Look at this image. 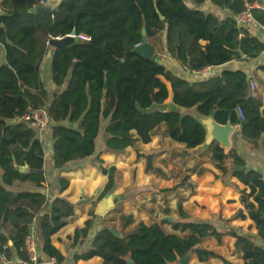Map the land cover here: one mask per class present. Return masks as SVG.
I'll return each mask as SVG.
<instances>
[{"label": "trees", "instance_id": "trees-1", "mask_svg": "<svg viewBox=\"0 0 264 264\" xmlns=\"http://www.w3.org/2000/svg\"><path fill=\"white\" fill-rule=\"evenodd\" d=\"M205 1L60 0L50 12L37 13L41 0H0V45L5 51L0 63L1 252L26 258L24 243L35 225L41 262L54 258L56 264H63L66 257L53 245L52 237L75 216V205L67 198L56 197L49 202L42 192L47 182L46 175L40 173L45 167V146L37 128L22 119L29 107H45L48 111L56 172L91 159V164L108 177L100 199L112 193L123 178L115 166H105L104 152L119 153L131 147L139 159H145V173L167 177L163 168L155 166V156L143 153L139 147L151 143L152 137L162 134L165 128L174 142L184 145L180 155L191 157L189 150L204 143L206 130L182 109L196 108L204 116L216 111L218 123L230 122L240 134L228 150L213 143L198 155L201 159L209 156L217 173L204 167L205 162L189 171L198 177L212 172L224 186L236 189L258 237L264 241V178L247 167L245 157L234 147L242 141L252 152H264L262 99L252 95L249 75L244 70L223 69L206 78L194 73L245 56L257 57L264 51L259 36L264 35V12L254 10V20L246 26L239 27L235 21V16L245 11L246 3L264 4V0H208L232 13L226 19L194 7ZM73 30L87 34L91 40L58 49L49 46L51 38L68 36ZM143 31L151 45L182 65L188 75L175 74L162 58L156 61L158 54L147 60L135 53L136 46L143 42ZM47 55L51 56L53 91L41 75ZM237 107L243 110L244 120L239 118ZM102 133L104 143L100 148ZM25 166L34 171H21ZM233 178L246 188L239 189ZM189 180L187 176L182 183L163 191L172 192L185 185L194 188ZM207 182L210 180L200 181L196 199L210 210H218L214 195L223 189L220 183L211 186ZM17 183H28L30 188L9 190ZM69 186L66 177L54 181L60 194ZM222 196L226 201L238 194L227 188ZM183 201L181 198L177 208L179 218L171 223L140 222L134 233L121 238L103 227L89 248L75 256V262L101 257L103 264H130L129 260L131 264H176L192 252L202 263L219 258L231 264L207 249L204 242L215 239L222 244L232 237L245 264H264V247L250 232L232 224L247 218L243 210L231 219L221 214L201 219L186 210ZM91 216H95L94 211ZM131 223L133 217L127 225ZM164 224H170L175 232H168ZM91 226L92 220L86 221L82 229L75 231L74 241L85 239Z\"/></svg>", "mask_w": 264, "mask_h": 264}, {"label": "crops", "instance_id": "crops-1", "mask_svg": "<svg viewBox=\"0 0 264 264\" xmlns=\"http://www.w3.org/2000/svg\"><path fill=\"white\" fill-rule=\"evenodd\" d=\"M59 1L60 0H48L44 7L52 9V6H56ZM194 7L206 13L216 14L221 19L233 16L228 9L213 5L208 0L202 5H194ZM259 36L264 41V35L261 33ZM202 44H205V42H202ZM4 52L3 46L0 45V63L4 61ZM156 54L162 58L168 69L175 74L188 75L185 68L167 53L162 54L156 49ZM50 61L51 56L47 55L42 63L41 75L42 80L49 87V90L53 91L54 86L51 87ZM263 66L264 51L257 57L245 56L240 60L232 61L223 66L215 68L210 67V71L206 76H197L206 78L213 74H219L223 69L244 70L249 75V79L257 83L255 96L252 92L251 93L254 97L259 96L262 99L261 113L264 116ZM169 102L170 100H167V103ZM195 110L196 108L182 109L181 112L194 115ZM234 127L235 131H238V127ZM161 133L162 134L154 135L151 143L141 145L139 148L143 153L155 156V166L163 168L167 177L157 176L153 173H145V159H139L136 151L131 147L119 153H103L102 159L104 160L105 166H115L123 174L121 184L117 185L115 190L108 194L116 198L117 203L104 215H96L95 209L104 198L100 199L103 189L108 183V177L102 175L98 169L91 164V159L69 165V168H74L66 170L65 172H56L53 167L52 145L54 141L52 140L50 131L47 130L43 134H39L41 141L44 144L45 142L48 143L49 150L48 155H46L47 149L45 150L44 174L47 177V182L43 183L42 192L47 196L49 202H52L56 197H61L67 198L75 205V216L69 219V224L66 227L52 237L53 245L66 257L63 264H103V259L101 257H94L90 260H80L77 263L74 258L76 255L85 252L89 248L96 233L103 227H109L110 229L114 228L124 236L134 233L140 222L146 225H152L154 223H162L166 221V218H171L169 222H173L175 219L179 218L177 208L181 198L185 199V201H183L184 208L192 212L195 217L201 219H210L212 214H221L224 219H231L239 210H243L247 218L245 220H234L232 224L244 232H250L256 238V242L264 247V241L258 237L255 223L248 217L247 211L240 201V193L233 187L224 186L220 180L215 179L212 172H205L201 177H198L196 174H192L189 171L191 168H200L201 162H205L203 164L204 167L217 173L218 171L210 162V157L205 156L202 159L199 158L198 155L200 150L196 148L189 150L191 157L184 158L180 155V152L184 150V145L174 142L170 136L165 133V128L161 129ZM232 136L233 134L231 138ZM233 143L234 141L231 139V146ZM234 147L245 157L247 167L259 171L264 178V152L261 149H259V152H252L242 141L236 142ZM101 150H103V148ZM20 170L23 171V169ZM187 176H190L189 183L193 182L195 184L194 188L185 185L172 192L163 191L166 188L172 189L174 186L182 183ZM61 177H66L70 181V186L60 194L58 189L54 187V181ZM202 179H209L210 182H207V184L211 186L220 183L223 190L221 193L214 195L215 198L218 199V210H210L206 204L196 199V196L200 192V181ZM232 182L241 190L246 188V186L236 178H233ZM27 188H30L28 183H17L15 186L10 187L9 190L16 192ZM227 188L238 194V197L228 198L225 201L222 194ZM192 190L194 192H192ZM186 203H189L191 206H186ZM203 208H207L208 210ZM167 210H169V212H167ZM93 211L95 216H91ZM130 217H133V223L127 225ZM88 220H92V226L88 236L85 239L81 237L75 242L73 239L75 231L77 229H82ZM164 227L170 233L175 232L170 224H164ZM235 243L236 239L227 237L223 240L222 244H219L215 239L206 240L204 246L231 264H245L242 254L235 248ZM198 262L199 264H225L224 261L219 258H212L205 263L199 260ZM42 263L56 264V260L52 258Z\"/></svg>", "mask_w": 264, "mask_h": 264}, {"label": "water", "instance_id": "water-1", "mask_svg": "<svg viewBox=\"0 0 264 264\" xmlns=\"http://www.w3.org/2000/svg\"><path fill=\"white\" fill-rule=\"evenodd\" d=\"M51 8H45L44 6H37L35 11L38 12H50ZM3 14V10L0 8V15ZM77 32L76 30H73V32L65 37L62 38H51L48 42L49 46L52 49H58V48H64L71 46L73 44L79 43V40L76 39ZM141 46L134 49L135 53H138L142 57H144L147 60H151L154 58L156 54V47L151 45L148 42L146 31H143V40H142ZM55 54V51L52 52ZM160 57H156V61H159ZM107 87V84H106ZM191 115V114H187ZM216 111H213L210 116H204L198 113L197 109L195 110L194 115H191L195 117L204 127L206 130V138L204 143L197 147L200 152H204L207 150V148L213 144L218 143L222 145L224 148L229 149L231 146V139L237 140L240 131H235L234 125H232L230 122L227 124H220L215 119ZM235 131V133H234ZM233 134L232 138L231 135ZM196 149V148H195ZM24 172L31 171L33 172V169H30L28 166H25L23 168ZM41 174H44V170L40 171ZM117 203V199L114 197H111L110 195H105L104 198L101 200V202L98 204V206L95 209L96 215H104L106 212H108L115 204ZM166 221H171V218H166ZM111 233H113L116 237L121 238L122 235L120 232L115 230L114 228L110 229ZM193 255L192 252H189L186 256L179 259L176 263L179 264H189V258ZM129 263H132V260H129Z\"/></svg>", "mask_w": 264, "mask_h": 264}, {"label": "built area", "instance_id": "built-area-1", "mask_svg": "<svg viewBox=\"0 0 264 264\" xmlns=\"http://www.w3.org/2000/svg\"><path fill=\"white\" fill-rule=\"evenodd\" d=\"M48 0H41L38 6H45ZM260 9L264 12V4L260 3H246V9L242 13L235 16L236 24L239 27L246 26L249 22L254 20L253 11ZM76 39L79 42L90 41L91 38L87 34H77ZM141 46L138 44L136 47ZM210 71V67H206L199 71H194L196 75L206 76ZM250 90L255 96L257 91V83L253 80L249 82ZM237 113L240 119L244 120L245 116L241 107H237ZM22 119L26 122L32 123L38 130L39 134H43L48 130L50 117L45 107L33 108L29 107L24 113ZM24 248L26 251V258H20L15 255L9 256L5 252L0 251V264H43L39 257V238L35 228L32 225L30 235L27 237Z\"/></svg>", "mask_w": 264, "mask_h": 264}, {"label": "rangeland", "instance_id": "rangeland-1", "mask_svg": "<svg viewBox=\"0 0 264 264\" xmlns=\"http://www.w3.org/2000/svg\"><path fill=\"white\" fill-rule=\"evenodd\" d=\"M101 143L102 144H101L100 148L103 146V143H104V135H103V133L101 135ZM44 146L46 147L45 150L47 149L46 150V153H47L46 155H48L49 154L48 143L45 142ZM186 206H191V205H189V203H186ZM203 209L208 210L207 208H203ZM176 264H179V263H176ZM189 264H199L197 258L194 255H191L190 256V258H189Z\"/></svg>", "mask_w": 264, "mask_h": 264}]
</instances>
